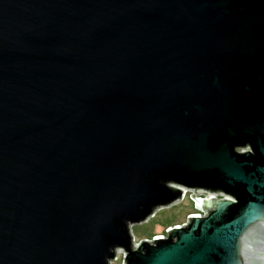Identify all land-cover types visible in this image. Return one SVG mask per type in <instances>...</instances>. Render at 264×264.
<instances>
[{
  "label": "water",
  "instance_id": "95a60500",
  "mask_svg": "<svg viewBox=\"0 0 264 264\" xmlns=\"http://www.w3.org/2000/svg\"><path fill=\"white\" fill-rule=\"evenodd\" d=\"M118 253L264 264V0H0V264Z\"/></svg>",
  "mask_w": 264,
  "mask_h": 264
},
{
  "label": "rangeland",
  "instance_id": "374dc122",
  "mask_svg": "<svg viewBox=\"0 0 264 264\" xmlns=\"http://www.w3.org/2000/svg\"><path fill=\"white\" fill-rule=\"evenodd\" d=\"M190 193L186 192L182 200L166 208L158 209L147 221L133 224L131 233L136 242L142 238L152 239L154 235L166 236L167 227L172 224H179L186 221L189 214L196 213ZM109 264H122V255L118 253L116 258Z\"/></svg>",
  "mask_w": 264,
  "mask_h": 264
}]
</instances>
